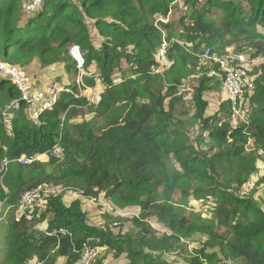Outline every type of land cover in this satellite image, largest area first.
<instances>
[{
  "label": "trees",
  "instance_id": "obj_1",
  "mask_svg": "<svg viewBox=\"0 0 264 264\" xmlns=\"http://www.w3.org/2000/svg\"><path fill=\"white\" fill-rule=\"evenodd\" d=\"M177 1L43 0L28 14L24 0H0L1 60L24 69L62 65L68 82L56 84L69 89L37 119L22 100L9 127L0 113V202L10 207L0 264H80L84 246L104 247L124 264H172L165 253L195 234L204 239L188 264H264V209L239 191L264 154V0H183L189 11L169 20ZM163 38L170 65L154 74ZM73 44L85 59L83 87L101 86L95 102L80 94ZM207 47L261 58L235 106L224 96L210 115L206 94L221 90V80L210 75L218 65L202 58ZM192 77L189 113L178 91ZM0 93L20 96L1 76ZM241 102L250 114L234 125ZM21 156L31 162L20 165ZM40 185L81 197L44 196L27 219L17 212L21 196ZM100 195L114 207H137L134 229L91 225L82 196ZM192 201L211 205L210 217Z\"/></svg>",
  "mask_w": 264,
  "mask_h": 264
},
{
  "label": "built area",
  "instance_id": "obj_2",
  "mask_svg": "<svg viewBox=\"0 0 264 264\" xmlns=\"http://www.w3.org/2000/svg\"><path fill=\"white\" fill-rule=\"evenodd\" d=\"M42 3L43 0H24V9L28 14H32L41 8ZM160 20L164 21L165 19ZM68 54L75 62L78 78L77 84L81 86L82 77L87 75L83 52L78 45L73 44L70 46ZM202 58L218 65L219 72L213 70L210 72V75L216 76L221 80V86L225 96L230 99L232 105L235 106L236 99L242 95L243 89L249 84L247 81V61L253 60L249 59L246 53L236 52L232 47L226 48L223 54L215 53L209 47H207L203 51ZM154 62L155 64L152 67V72L154 74H161L170 65V60L167 57V42L164 38L162 39L160 47L154 54ZM0 76L14 85L20 94L18 100H12L9 103H6L0 109L3 123L6 127L10 126L12 114L14 110L19 107V100L24 101L28 117L34 120L38 118L39 114L43 110L51 108L54 105L57 95L60 91H69L68 88H63L56 83L37 87L34 85L31 75L27 72V70L2 61L1 58ZM186 98L187 96H184L183 99ZM53 153L57 157L62 156L61 149L58 146L53 149ZM16 161L20 165L25 166L31 162V159L26 156H21ZM7 163L8 162L4 160L3 167H5ZM49 189H51V186L40 185L34 189L26 191L21 196L17 212L23 215L25 218L30 219L32 217L33 207L35 205L41 204L43 202L44 196L59 193L58 191L48 193L47 190ZM56 189L60 188L56 187ZM73 192L76 197H81L78 191ZM85 198L89 199V201L96 200V198ZM8 209H10L9 206L5 209L4 206L0 207V224ZM96 253L97 249L84 246V249L80 255V262L91 264V262L97 256Z\"/></svg>",
  "mask_w": 264,
  "mask_h": 264
},
{
  "label": "rangeland",
  "instance_id": "obj_3",
  "mask_svg": "<svg viewBox=\"0 0 264 264\" xmlns=\"http://www.w3.org/2000/svg\"><path fill=\"white\" fill-rule=\"evenodd\" d=\"M176 9L173 11L172 16H170L169 20L173 19L174 17H178L180 14H184L185 12L189 11V6L187 4L183 3V0H178L175 4ZM203 6L202 2L200 7ZM167 20V18H163ZM244 49H250L248 47ZM248 57H250L247 54ZM251 59V58H249ZM253 61H247L246 69H247V81L249 84L252 81V78L254 77L253 74H251L252 70L256 69L259 63H261V58H255L251 59ZM36 70L34 68L33 71L36 73L41 69L38 66H35ZM53 71L47 70L50 72V75H48L47 84H53L58 83L65 84L68 82V78L62 69L61 66H53ZM28 71V68L25 69ZM249 72V73H248ZM31 75L32 81L34 85L36 86L33 75L35 76V73H29ZM76 79V78H75ZM196 78L192 77L189 80H187L184 84V86L180 87L179 93L181 95L187 96L186 99H184V104L182 106L183 111L191 112V100L190 97L193 92V87L196 84ZM95 88H88L83 87V84L80 86V90L83 95H85L90 101H96L98 92L100 91V84ZM40 87V86H39ZM225 96L222 86L221 90L220 88H216L214 91L209 92L206 94V98L208 100L209 106L206 111V115L213 114L215 111L218 110V106L220 102L222 101L223 97ZM0 108L6 103H9L11 100L6 96L4 93H0ZM250 114V106L248 103L244 102L239 104L238 108L235 109V112L233 114V117L231 121H233L234 125L239 123L241 120L245 119V117ZM261 153V152H260ZM263 158L259 159L256 163V171L251 174L245 183V185L242 187V190H239L243 193L252 194L257 201H260L263 209H264V186L262 184L260 185L258 182L260 179L264 178V154L262 155ZM62 193L63 197L65 198V201L68 202L71 199L74 200L78 197H76L71 191H68L67 189H56V187H52L51 189L47 190L48 193L56 192ZM82 208L87 213V219L88 222L91 225L98 226L99 228L108 229L110 231H113L114 233L118 234L119 231H122L123 233L130 231L134 229L132 224V217L136 216L138 214L139 209L137 207H125V208H118L114 207L113 204L108 201L107 199L103 198L102 195L98 197L95 201H89L87 198H83L81 200ZM191 207L195 211H198L199 214L205 218L208 219L210 217V209L211 205L205 204L203 201H192ZM153 228L158 232L162 233L165 231L164 227L154 220L149 221ZM7 224H5L6 228ZM5 235L6 230L0 233V260L1 256L5 250ZM204 239V236L201 234H195L191 236L190 238L181 239L177 242H175L171 248L165 253V257L171 261L172 264H188L189 261L194 257V249H197L200 247V244L202 243V240ZM97 249V256L92 261L93 263L100 260L101 257H103L102 263L103 264H124L125 259L124 257H118L114 258L113 255L104 247L102 248H96ZM91 262V263H92ZM60 264H63V260H59ZM87 264L86 262H84ZM80 262V264H84ZM231 264H242L240 261H236L235 263Z\"/></svg>",
  "mask_w": 264,
  "mask_h": 264
},
{
  "label": "crops",
  "instance_id": "obj_4",
  "mask_svg": "<svg viewBox=\"0 0 264 264\" xmlns=\"http://www.w3.org/2000/svg\"><path fill=\"white\" fill-rule=\"evenodd\" d=\"M35 66H38L37 61H35L30 67H28V72L29 73H32V74L35 73V76L33 75V79H34V82H35V84H36L37 87H39V86L42 87V86L48 85L47 83H49V82H48L47 77H48V75H50V72L47 71V70L53 71V69H54V68H52L53 66H61L62 67V65L56 64V65H53V66L46 67L45 69H39V71L36 73L35 71H33L34 68L36 70V67ZM77 79L78 78H77V74H76V79H75L76 80V83H77ZM80 94H82L81 90H80ZM96 100H97V98H96ZM44 158H45V155H37V156H35V159H44ZM68 191L73 192L72 190H68ZM63 199L65 200L64 197H63ZM82 199H83V197H82ZM70 201H68V202H70ZM3 206H4V209L8 207V206H5L3 204V202H0V207H3ZM9 210L10 209H8V211L6 212V215L8 214ZM6 215H5V217L3 218V220H2V222L0 224V233L7 229V228H4L5 227V224H6V222H5L6 221ZM41 228L44 229V225H42Z\"/></svg>",
  "mask_w": 264,
  "mask_h": 264
},
{
  "label": "bare ground",
  "instance_id": "obj_5",
  "mask_svg": "<svg viewBox=\"0 0 264 264\" xmlns=\"http://www.w3.org/2000/svg\"><path fill=\"white\" fill-rule=\"evenodd\" d=\"M65 91H67V90H65Z\"/></svg>",
  "mask_w": 264,
  "mask_h": 264
}]
</instances>
